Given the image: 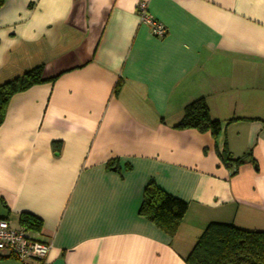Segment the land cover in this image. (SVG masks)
I'll list each match as a JSON object with an SVG mask.
<instances>
[{
	"label": "crops",
	"instance_id": "0c3cea01",
	"mask_svg": "<svg viewBox=\"0 0 264 264\" xmlns=\"http://www.w3.org/2000/svg\"><path fill=\"white\" fill-rule=\"evenodd\" d=\"M38 66L0 125V218L52 244L27 264H187L211 222L264 231V0H5L0 85ZM200 98L217 139L175 128ZM224 141L256 164L232 175ZM151 180L188 203L173 238L139 214Z\"/></svg>",
	"mask_w": 264,
	"mask_h": 264
},
{
	"label": "trees",
	"instance_id": "16d2710c",
	"mask_svg": "<svg viewBox=\"0 0 264 264\" xmlns=\"http://www.w3.org/2000/svg\"><path fill=\"white\" fill-rule=\"evenodd\" d=\"M5 0H0V7ZM51 81L54 78L50 79ZM43 67H35L21 76L0 85V125L3 123L11 98L34 85L45 82ZM236 118L228 122L236 121ZM178 129L194 128L210 132L217 139L223 131L222 121L211 117L204 98L189 103L184 108L182 119L175 125ZM56 154L61 152L62 142L53 141ZM220 160L232 168L235 175L238 168L246 163L256 164L252 151L240 158H234L227 142L219 151ZM108 163V167H111ZM188 210V203L161 189L151 180L143 194L139 214L173 238ZM20 224L27 229L39 230L41 220L30 213H22ZM187 264H264V231L247 230L233 224L211 222L198 237L193 249L186 258Z\"/></svg>",
	"mask_w": 264,
	"mask_h": 264
},
{
	"label": "built area",
	"instance_id": "2783aa9c",
	"mask_svg": "<svg viewBox=\"0 0 264 264\" xmlns=\"http://www.w3.org/2000/svg\"><path fill=\"white\" fill-rule=\"evenodd\" d=\"M140 22L148 26L152 34L158 38L166 36L167 27L147 10V2L140 1L137 5ZM52 244L38 240L29 229L13 227L8 219L0 218V255L14 256L23 263L31 260H45Z\"/></svg>",
	"mask_w": 264,
	"mask_h": 264
}]
</instances>
